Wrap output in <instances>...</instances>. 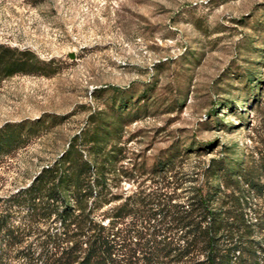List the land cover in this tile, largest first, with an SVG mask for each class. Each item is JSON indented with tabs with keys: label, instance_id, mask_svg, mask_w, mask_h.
<instances>
[{
	"label": "rangeland",
	"instance_id": "rangeland-1",
	"mask_svg": "<svg viewBox=\"0 0 264 264\" xmlns=\"http://www.w3.org/2000/svg\"><path fill=\"white\" fill-rule=\"evenodd\" d=\"M0 43L54 70L0 80V126L44 122L0 157V196L73 143L122 199L213 185L264 226V192L235 175L264 186V0H0Z\"/></svg>",
	"mask_w": 264,
	"mask_h": 264
},
{
	"label": "trees",
	"instance_id": "trees-1",
	"mask_svg": "<svg viewBox=\"0 0 264 264\" xmlns=\"http://www.w3.org/2000/svg\"><path fill=\"white\" fill-rule=\"evenodd\" d=\"M44 64L28 48L0 43V80L17 73L54 71ZM38 122L20 120L1 125L0 157L23 147L38 133V124L44 123ZM215 162L214 169H219L221 175L234 174L230 171L236 168L229 162ZM92 167L72 143L53 162L42 166L26 185L0 196V264L264 261V240L255 238L253 230L259 225V232H263L262 218L256 213L249 215L241 193L225 206H216L219 192L213 185L205 192L199 185L190 186L179 199L171 193L149 197L134 193L122 199L111 192L112 184L101 170L103 166ZM235 175H243V184L250 190L264 192L263 185L245 174ZM51 218L59 223V236H43L37 228L39 222ZM33 244L37 247L32 248Z\"/></svg>",
	"mask_w": 264,
	"mask_h": 264
}]
</instances>
